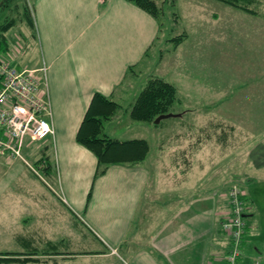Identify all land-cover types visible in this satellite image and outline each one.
Returning a JSON list of instances; mask_svg holds the SVG:
<instances>
[{"label":"crops","instance_id":"1","mask_svg":"<svg viewBox=\"0 0 264 264\" xmlns=\"http://www.w3.org/2000/svg\"><path fill=\"white\" fill-rule=\"evenodd\" d=\"M30 8L31 21L21 13L26 29L13 38L16 34L9 32L16 23L7 33L9 53L17 69L46 66L41 88L54 134L27 138L23 158L1 150L0 157L13 166L9 177L29 181L28 190L38 193L33 204L56 201L90 234L87 249L62 255L92 264H227L230 238L222 224L230 186L238 184L244 192L245 217L257 209L264 213L262 20L246 16L249 27L242 23L237 29L196 15L203 26L199 31L181 5L188 38L163 60L162 76L179 90V106L194 103V108L175 113V107L174 116L154 125L133 120L126 105L127 119L111 137L146 139L149 151L143 161L111 164L95 178L98 157L78 142L79 129L95 93L121 106L126 102L122 83L128 68L144 63L159 23L129 0H33ZM258 21L263 30H256ZM120 109L107 121L114 122ZM210 120H216V140L224 147H209ZM244 133L259 137L258 142L239 151L233 142ZM226 145L232 147L231 157L224 158ZM28 147H42L34 163ZM47 160L53 165L49 175L42 168ZM26 167L34 175L26 178ZM6 181L0 179V193ZM245 221L240 264H264V229ZM28 241L19 244L28 247Z\"/></svg>","mask_w":264,"mask_h":264},{"label":"rangeland","instance_id":"2","mask_svg":"<svg viewBox=\"0 0 264 264\" xmlns=\"http://www.w3.org/2000/svg\"><path fill=\"white\" fill-rule=\"evenodd\" d=\"M7 1L8 0H0V22L4 20V18L13 17L17 19L18 25L16 27H13L9 33L18 32L19 29L25 30L26 26L24 25V22L20 20L21 13L24 12V4L26 2H28V4H32L33 0H9L8 2ZM230 1L234 2L235 4H231L223 0H175V5L172 7L171 4H165L164 0H156V2L160 6L162 5L165 8L164 16H162V19L165 23V27H167V31L170 29L171 26L176 27L177 31L174 33V35H176V33H180L182 29H186V31L188 32L185 20L184 18H182L183 16L181 5H184V11L188 14V19L193 25L196 26V28L200 29L199 31H203V26L200 25L201 21L196 22L194 20V18H196V15H199L198 17L201 20L214 19L215 21L219 22L225 21V24H227V26H229L230 28L235 27L237 29H241L242 23H246V26L249 27V25H247L248 21L246 20V16L258 18L262 20V24L264 25V0ZM5 4H7V6H5ZM242 6L247 8L248 10L242 9ZM174 13L179 14V18L182 21V26L175 24V22L173 21V18L175 17ZM190 17L193 20H191ZM206 30L216 31L215 28L213 30ZM256 30H263V26L260 22ZM165 31L166 30L163 28V32H161L162 35L159 41H157L156 45H154L151 49V57L146 58L144 60V63L142 62V64H140V66L136 68V76L133 75L131 78L128 79L126 87H130L127 92L128 94L126 96V102H124L125 106L123 103L121 109L119 110L116 116L117 118L114 120V122H104L103 132L108 134L109 136H115L116 130L120 128V126L124 125V119H127L125 115H128V113L125 114V108L127 106L129 107L128 101H130L131 98H134L135 94L138 93L142 86L145 84V82H147L150 75L166 74L164 71L165 69L163 68V60L173 55L176 49L173 51L172 48H170L171 45H166L163 43L167 35ZM252 31L254 30L252 29ZM16 35H12V37L17 38L19 36V34ZM159 46H163V48L167 51L161 62L158 60ZM19 59H21V57H17L16 61H20ZM21 64L23 65L24 62H22ZM194 105V103L185 102V104H183L182 106H176L175 113L186 112L190 109H193ZM217 131L219 133L218 124L216 123V120H214V122L210 120L209 147H216L214 146L215 144H218L219 147H221L222 145L224 147V143L221 144L216 140L217 136L215 134ZM198 132L199 131H196L194 132V134H197ZM245 133L241 134L237 138V140L233 142L234 145H238L240 147L239 151H242V149H244L245 147H251L256 142H258L256 140L259 137H256L254 135L251 137ZM53 134L54 129L51 135ZM40 148L36 147L33 151H31L30 147H28V149L26 150V154H28L29 159L33 163L36 159H39L41 156L40 153L34 155L36 151L39 152V150L36 149ZM230 150H232V147L226 145L225 153L223 156L224 158L231 157ZM8 165L9 164L7 160L5 158L0 157V179L1 181H4L5 178L7 179V187L5 189V192L0 193V252H27L30 247H26L22 244H19V241L22 242L26 239L31 240L33 242L34 245L32 247H37L42 251L47 245V243L45 242L47 241V237L51 239V242H55L58 244V250L62 254L64 253V255H68L65 253L76 254L80 251L83 252V249H87L90 246L87 240V235L90 234L86 235V230L83 229V226L77 224V221L72 218V215L67 210H62L61 205L56 204V201H52L51 199H45L43 200V203H45L44 207H42L40 204H33V197L34 195L39 196L38 193H33V189L30 191L28 190L26 186L28 185L29 181L23 183L16 181L13 178V175L9 177L11 173H14L12 171V164L10 166ZM24 174L25 177H30L31 175H34L28 167L25 168ZM9 178L10 182H8ZM234 185L238 186V184H232L229 190ZM42 189H44L43 186ZM45 192L48 191L45 190ZM245 219H247L248 222L252 221L254 224H258L259 230L264 229V213H262L260 209H257L253 215L245 217ZM252 228L253 229L251 231V234L255 233L254 227ZM251 237L252 236L249 235L248 239H251ZM41 238H43V242L40 241ZM244 240L245 235L243 238V243ZM243 243L241 246V250H243ZM113 251L114 254H118L117 249H113ZM62 254L34 255L33 257L37 256V258H28L30 259V261H28L27 264H92L87 258H78L79 260H75L76 258H66ZM20 258L23 257L20 256ZM94 264L100 263L96 262Z\"/></svg>","mask_w":264,"mask_h":264},{"label":"trees","instance_id":"3","mask_svg":"<svg viewBox=\"0 0 264 264\" xmlns=\"http://www.w3.org/2000/svg\"><path fill=\"white\" fill-rule=\"evenodd\" d=\"M129 1L148 12L157 20L160 26L159 34L163 32V28L166 30L165 32L167 35L163 43L171 45L170 48H172L173 51L188 38V32L186 29H182V31L176 33V35H174L177 31L176 27L169 26L170 29L167 31V27H165V23L162 19L165 8L162 5L160 6L156 0ZM223 1L235 4L230 0ZM164 3L167 5L171 4L173 7L175 5V0H164ZM5 6H7V4H5ZM241 8L248 10L243 6ZM30 9V3L28 4V2H26L24 4V12L22 15L31 21L32 15ZM174 15L175 17L173 18V21L175 24L182 26L179 14L174 13ZM16 23L17 19L13 17L4 18V20L0 22V61L9 53L10 42L7 33L16 25ZM159 34L156 37V40L152 43L150 49L145 53L144 60L151 57V49L156 45V42L159 41L162 35V33ZM158 48V60L161 62L167 51L163 46H159ZM133 75H137L135 66L128 68L124 83H122L126 90H129L130 87H126L127 81ZM1 83L0 80V90ZM181 103L182 99H180L179 90L167 79V77L159 74H151L147 82H145L139 92L135 94L129 104L128 111L133 120L155 125L157 124L155 123V119L159 115L173 113L174 108ZM120 107L121 105L119 103L109 97H106L101 93H95L79 129L77 135L78 142L92 150L98 157V168L95 178L103 175L111 164L141 162L145 159L149 151V143L146 139L134 138L129 140H119L118 138L111 137L103 132L104 122L116 115V112ZM42 168L44 173L48 175L53 171V165L49 160L43 161ZM90 197L91 193L89 194V199ZM26 245H29L28 247H30L27 252H0V264H27L28 261H30L28 258H32L31 256L34 255L62 254L58 250V244L55 242L49 241L42 251L37 247H32L34 244L33 242L31 243V241L30 243L28 241ZM20 256L23 258H20Z\"/></svg>","mask_w":264,"mask_h":264},{"label":"built area","instance_id":"4","mask_svg":"<svg viewBox=\"0 0 264 264\" xmlns=\"http://www.w3.org/2000/svg\"><path fill=\"white\" fill-rule=\"evenodd\" d=\"M44 75V76H41ZM46 66L37 69H17L8 53L0 61V150L23 158L27 138L41 140L53 133L51 107L43 95L41 83ZM244 192L234 185L228 192L229 209L222 226L230 238L227 264H240L241 246L246 231L247 209ZM115 251V250H114ZM256 264H260L257 260Z\"/></svg>","mask_w":264,"mask_h":264},{"label":"water","instance_id":"5","mask_svg":"<svg viewBox=\"0 0 264 264\" xmlns=\"http://www.w3.org/2000/svg\"><path fill=\"white\" fill-rule=\"evenodd\" d=\"M175 114L173 113H168V114H161L155 119V123H159L162 119L168 118L170 116H174Z\"/></svg>","mask_w":264,"mask_h":264}]
</instances>
